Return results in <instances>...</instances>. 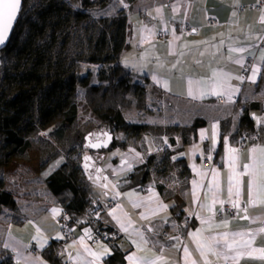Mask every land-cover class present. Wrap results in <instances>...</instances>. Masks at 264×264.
I'll list each match as a JSON object with an SVG mask.
<instances>
[{"label":"crops","instance_id":"obj_1","mask_svg":"<svg viewBox=\"0 0 264 264\" xmlns=\"http://www.w3.org/2000/svg\"><path fill=\"white\" fill-rule=\"evenodd\" d=\"M257 1L127 3V42L119 62L130 76L155 91L157 106L141 122L131 121L121 111L128 123L146 129L139 134L116 132L114 148L102 164L107 179L103 183L88 179L94 203L104 206L113 194L119 196L117 204L105 210L102 221L120 234L115 247L123 254L124 264H130L127 257L132 254L156 264H192L193 260L204 264L191 237L198 230L209 238L223 232L249 233L252 247L264 248V231H260L264 229V196L256 197L254 204L248 203V177H242L239 218H217L219 203L214 206V217L206 207L213 199L208 191L213 169L220 173V192L216 195L229 199L227 148L238 149V137H246L247 147L238 149L239 169L249 162L253 147H264L263 138L260 142L252 140L257 130L241 124L246 105L260 102L264 108V9L250 7ZM207 14L216 17L221 26H206ZM184 23L197 29L195 36L180 34ZM162 33L169 36V41L158 38ZM237 60H242L243 66ZM253 68L260 69L255 82L249 79ZM240 76L243 82L236 79ZM197 120L205 124L193 129ZM214 131L218 143L210 152ZM201 132L207 138L202 139ZM26 155L14 156L12 163L0 170L3 189L15 201L12 207L4 206L0 211V264H91L94 258L79 243L85 229L93 232L85 222L86 214L72 225L73 239L68 245L57 239L62 235L52 214L63 206L45 183L56 169L32 167L24 161ZM19 158L22 160L18 163ZM197 170L207 176L202 179ZM193 181L203 186L195 187ZM161 204L167 208L162 209ZM114 216L128 227V232ZM209 217L211 226L202 223ZM85 245L102 254L94 264H109L115 251L111 245L104 241L91 244L87 238ZM185 248L191 253L189 257ZM208 260L217 264H264V260L247 255L238 261H225L209 254Z\"/></svg>","mask_w":264,"mask_h":264},{"label":"rangeland","instance_id":"obj_2","mask_svg":"<svg viewBox=\"0 0 264 264\" xmlns=\"http://www.w3.org/2000/svg\"><path fill=\"white\" fill-rule=\"evenodd\" d=\"M54 1L59 5L65 4L60 8L61 28L55 30L52 26H47L44 35L38 36L32 25L40 24L38 9L41 0H25L12 44L0 52V95L5 92L11 97L19 89L17 83L6 80L14 67L20 65L22 68H31L35 58L40 55L45 58L42 68L45 75L54 76L58 72L63 77L73 73L79 78L90 77L89 85L78 86L70 97L71 103L78 104V114L73 125L64 130L62 138L56 131L64 119L63 113L49 124H41L40 108L47 99V87L44 88L45 93L40 91L31 98L26 122L34 128L29 134H24V137L31 138L34 146L24 161L39 169H57L65 162L78 164L88 152L85 137L93 133V137L99 138L108 131L99 117L108 108L118 107L131 121L141 122L142 118L157 106L155 91L125 70L116 75L115 82L99 80L100 70L119 63L125 49L128 1L123 0V3H120L119 0H110L106 7L99 10H82L79 2L71 0ZM69 12L72 16L67 17ZM77 13H82L84 18L78 20ZM123 19L124 39L121 45L116 47V39L120 38L117 36V27ZM57 20V17H54L53 23ZM101 33L107 34V43L104 49L98 50L95 43ZM24 47L29 49L27 58L19 56V51ZM93 57L96 62L91 61ZM111 61L114 62L110 63ZM118 80H124L127 87L118 85ZM21 160L19 158L17 162Z\"/></svg>","mask_w":264,"mask_h":264},{"label":"trees","instance_id":"obj_3","mask_svg":"<svg viewBox=\"0 0 264 264\" xmlns=\"http://www.w3.org/2000/svg\"><path fill=\"white\" fill-rule=\"evenodd\" d=\"M127 1L132 3L135 0ZM71 2H79L82 10H99L106 7L110 0H71ZM62 6H65V4L59 5L54 0H41V5L38 9L40 24L34 23L32 25L38 36L44 35L47 26H52L55 30L61 28L62 12H60V8ZM68 16H72V13L69 12ZM54 17H57L58 20L53 23ZM76 17L78 20L84 18L82 13H77ZM124 25L125 20L123 19L117 27V36H120V38L118 39L117 37L116 39L118 42L116 47L123 42ZM14 34L15 31L8 47L12 44ZM55 38L54 36L53 39ZM106 43L107 34L101 33L95 43V47L98 50H102L105 48ZM28 55V47H24L19 51L21 58H27ZM91 61L96 62V59L93 57ZM112 62L114 61L110 63ZM44 64L45 58L40 55L35 58L31 68H22L20 65H16L11 74L6 77L7 81L17 83L19 89L11 97H8L5 92L0 95V170L10 165L14 156L26 155L33 148V140L24 137V134H29L34 128L32 124L26 122V118L31 98L40 91L44 92L45 87H47L45 89L47 99L40 108L41 124L47 125L60 113H63L64 119L56 131L58 136L62 138L64 130L70 128L76 120L78 104L71 103L70 97L78 86H88L90 77L79 78L74 73L63 77L58 72L54 76L53 74L51 76L45 75L42 70ZM121 70L125 69L120 65V62L102 69L99 72V80L115 82L116 75ZM117 84H123L127 87L124 80H118ZM28 87L31 88L27 89ZM253 116L264 117L262 103L252 102L246 105L242 111L241 124L249 129H256L264 140V124L257 125ZM99 117L102 119V125L113 135L119 131H123L125 134H139L146 129L143 125L128 123L118 107L108 108ZM204 124V121L197 120L193 125V129ZM114 145L115 141L113 139L110 148L107 150H91L85 146L88 152L80 159L78 164L65 162L46 178L45 183L49 190L63 208L73 215L71 224H74L80 216L102 207V205L93 202L88 179L105 182L107 175L103 171L102 164L106 160V154L114 148ZM85 157H90L91 160L85 161ZM85 163L89 165L87 168H85ZM3 188L4 180L0 178V211L4 206L12 207L15 204L13 196L5 192ZM85 222L98 234L114 231L109 227H105L99 221L93 223L86 219ZM119 239L120 237L118 239L112 238L108 243L115 249L114 254L109 259V264H124L123 254L118 252L115 247Z\"/></svg>","mask_w":264,"mask_h":264},{"label":"snow or ice","instance_id":"obj_4","mask_svg":"<svg viewBox=\"0 0 264 264\" xmlns=\"http://www.w3.org/2000/svg\"><path fill=\"white\" fill-rule=\"evenodd\" d=\"M119 2L123 3V0H119ZM20 6H21V0H0V45H3L8 39L9 33L12 30ZM157 11H159V9H157ZM262 22H264V17H262ZM238 51L242 52L244 50L239 49ZM261 59L264 60V56H262ZM236 62L241 64V66H243L242 60H237ZM259 71H260L259 68L252 69L251 76L249 77V79L252 82L256 81L257 73ZM236 79H239L241 82H243L244 77L240 76V77H236ZM166 86L167 85H165V87ZM233 91H237V90L234 89ZM216 94L219 95L220 93L217 92ZM228 98L229 100H231V95H229ZM253 119L256 120L257 125L264 124V117L253 116ZM215 137H216V133L214 131L213 145L212 148L209 149L210 152L215 150V144L218 143ZM201 138L202 139L207 138L204 132H201ZM91 146L97 147L98 145H91ZM250 152L251 155L249 162L244 163L242 167L238 169L237 165L239 162V150L231 146L227 148V161L229 165L228 203H230L233 208L238 210H240L239 198L242 195V189L244 185V181L242 180V177L245 176L248 177V181H247V188L249 193L248 203L254 204L256 202V197L264 196V147L262 146L253 147L250 150ZM257 153H259V156H257ZM137 156H139V153H137ZM84 159L85 161L91 160L90 157H85ZM208 159H212L211 155L208 156ZM88 166L89 165L85 163V168H87ZM197 172L202 179L207 176L206 172H200L199 170H197ZM211 176H212V183L209 185L208 191L213 193V199H212V203L207 205L206 207L214 217L215 204L219 203L221 206H223L225 201L219 199L218 196L216 195L217 193L220 192V181H219L220 173L215 169H213ZM192 183L195 187L203 186V185H198L197 181H193ZM104 186L107 187V185ZM113 187H115V185H113ZM233 196H235L236 199H232ZM160 207L162 209H166L167 205L161 204ZM244 211H246V209H244ZM53 212L57 213L58 210L54 209ZM143 218H147V217H143ZM244 218L247 219L248 217L245 216ZM114 219H117V222L120 223L121 228L125 232H128V227H126L119 220V218L114 216ZM211 220L212 217H209L208 220H202V223H206L211 226ZM224 223L225 225H227L228 222L225 220ZM149 231H151V229H149ZM260 231H264V229H261ZM249 236L250 234L245 232H236V233L223 232L217 236H212L209 238L204 236L203 230H198L191 233L192 240L196 244V250L200 253L202 257H204V264H211V262L208 260L209 254L216 257H223L225 261H238L240 257L244 255H247L250 258L264 260V248H259V249L253 248L252 247L253 240L251 238H247ZM56 238L63 239V237L60 236ZM86 238L92 239L91 231L89 229H85L84 236L81 237L79 243L84 245L85 252H87L88 255L92 256L94 258V261L101 259L102 254H98L92 251L90 248L87 247V245H85ZM176 239L179 238L177 237ZM141 240L143 241L142 234H141ZM144 242L146 243V241ZM133 244H136L137 248L140 247V245L137 244L135 240H133ZM241 249H249V251L243 252L241 251ZM107 251L108 249L104 248V252ZM184 252L186 257H189L191 255V253H189L187 248L184 249ZM256 252L259 253V256H253V253ZM69 258H71L70 255ZM127 259L130 262V264H156V261L146 262L144 261L143 258L135 256V254L129 255ZM94 261L91 262V264H94ZM192 264H196V261L193 260Z\"/></svg>","mask_w":264,"mask_h":264},{"label":"built area","instance_id":"obj_5","mask_svg":"<svg viewBox=\"0 0 264 264\" xmlns=\"http://www.w3.org/2000/svg\"><path fill=\"white\" fill-rule=\"evenodd\" d=\"M251 8H260L264 9V0H258L256 3L250 5ZM244 8L242 7L241 10ZM206 26L209 27H219L221 26L220 21L212 16L207 14L206 15ZM196 28L190 25L189 23H184L181 28H180V34L183 36L187 37H193L196 35ZM158 38H163L165 41H169V36L166 35L165 33H162L159 35ZM248 63L252 64L253 59L249 58ZM252 140L255 142H260L261 141V136L258 133H255L252 137ZM247 139L245 136L240 135L238 137V149L243 150L245 147H247ZM119 201V196L117 194H113L111 198L106 202V204L102 207H100L96 211H92L88 214H86V219L90 220L91 222H102V216L105 213V210L107 208L113 207L117 204ZM225 203L223 206H221L220 211L216 213L217 218H223V217H229L232 219H237L241 216V211L242 208L240 207V210L235 209L231 206L230 203H228L229 199L224 200ZM81 217V216H80ZM79 217V218H80ZM52 219L60 226V231L61 235L63 237V244L68 245L69 242L73 239V232H72V225L73 222V215L66 211L64 208H61L57 213L52 214ZM188 224L191 223V220L187 221ZM92 239H89V242L91 244H97L100 241H104L109 243L112 238L118 239L120 237V234L117 231H113L111 233H103V234H98L96 231L92 232ZM211 264H217V263H211ZM222 264H230V263H222Z\"/></svg>","mask_w":264,"mask_h":264},{"label":"water","instance_id":"obj_6","mask_svg":"<svg viewBox=\"0 0 264 264\" xmlns=\"http://www.w3.org/2000/svg\"><path fill=\"white\" fill-rule=\"evenodd\" d=\"M23 6H24V0H21V6H20V9H19V11L17 13V17H16V20H15V22L13 24L12 30L9 33V36H8V39L6 40V42L3 45H0V52L5 50L8 47V45L10 43V40H11V38L13 36V33L15 31V28H16L18 22H19V18H20V14H21V11L23 9ZM109 137H110V139H109ZM113 139H114V135L112 133L106 131L104 133V139L93 141L92 140V133H89L85 137V145H86V147H88L91 150H107V149L110 148ZM91 145H98V146L97 147H92ZM104 145H106V146H104Z\"/></svg>","mask_w":264,"mask_h":264},{"label":"flooded vegetation","instance_id":"obj_7","mask_svg":"<svg viewBox=\"0 0 264 264\" xmlns=\"http://www.w3.org/2000/svg\"><path fill=\"white\" fill-rule=\"evenodd\" d=\"M100 139H104V135L102 137H99V138H95L93 137V133H92V140L95 141V140H100Z\"/></svg>","mask_w":264,"mask_h":264}]
</instances>
